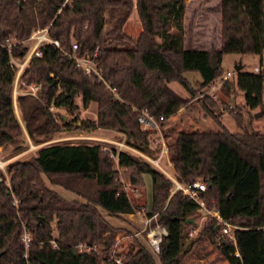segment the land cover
Returning <instances> with one entry per match:
<instances>
[{
  "label": "trees",
  "instance_id": "16d2710c",
  "mask_svg": "<svg viewBox=\"0 0 264 264\" xmlns=\"http://www.w3.org/2000/svg\"><path fill=\"white\" fill-rule=\"evenodd\" d=\"M135 7L142 22L136 37L124 30ZM185 12V0H0V144L17 140L23 131L13 105L16 65L11 55L22 59L29 48L27 42H18L10 53L3 43L12 34L23 39L35 28L48 26L60 46L46 42L43 54L32 56L24 67V81L41 82L38 95L18 94L29 135L42 141L59 127L49 106L75 110V88L85 107L97 101L98 117L89 124L116 127L126 133L129 144L157 155L161 144L150 136L152 129L140 125L136 108L147 107L164 128L174 113L198 105L221 128L176 131L167 140L169 157L180 182L207 180L199 195L206 206L240 226L235 239L222 233V222L214 215L196 238L186 239L194 223L187 218L200 202L181 188L173 190L172 177L141 154L114 148V158L97 141H56L41 145L30 158L9 162L10 183L0 179V264H28L18 210L33 234L28 252L32 264H184L183 255L204 236L218 241L228 264H264V132L247 126L240 110L236 119L243 129L230 130L222 123V112H216L222 100L199 95V89L205 91L224 74V52L264 54V0H221V43L213 48L186 45ZM107 13L115 18L110 27L105 26ZM74 41L79 54L97 49L94 58L103 79L69 55ZM190 70L200 72L198 88L185 75ZM172 80L197 97L196 104L177 93L169 84ZM221 89L228 96L243 91L248 108L262 106L264 70H235L223 79ZM145 173L152 177L148 215L157 213L152 224L163 223L167 232L158 258L140 243L118 263L110 257L117 227L103 210L111 215L135 211L122 175L141 186ZM43 174L82 198L65 197L46 185ZM12 190L20 195L19 208L12 202ZM104 234L108 238L99 249L78 250L80 241L93 243Z\"/></svg>",
  "mask_w": 264,
  "mask_h": 264
},
{
  "label": "rangeland",
  "instance_id": "374dc122",
  "mask_svg": "<svg viewBox=\"0 0 264 264\" xmlns=\"http://www.w3.org/2000/svg\"><path fill=\"white\" fill-rule=\"evenodd\" d=\"M185 1L186 45L189 46L192 44H196L198 45V47L207 46L209 48L219 46L221 43L222 28L221 0ZM116 12L117 11H115V13ZM107 16L108 20L105 23V26L110 27L115 18L112 14H108ZM124 30L135 37L142 30V22L136 8H134L129 18L125 22ZM196 38L198 41L194 42L193 40H196ZM24 42L28 43L29 50L32 45V40ZM22 59L16 58L17 62ZM261 60H263L262 62L264 63V54L261 55L259 53L224 52L222 56L221 67L225 71L224 74L227 70H236L235 65L237 63L243 64V70H254V67L256 65L261 64ZM13 64L16 65L13 86V105L14 110L21 122L23 131L17 140L0 144V179H3L5 182L10 183V172L8 170L9 162L16 159L30 158L37 153V149L41 145L56 141H97L102 144L105 150L109 151L110 155L112 153L117 155V152L114 149L116 148V150L126 149L133 153L141 154L146 158H148L147 155L156 156V153L150 155L129 144L126 141V133L116 127L102 125L93 126L89 124L90 121L96 120L98 117L97 101L92 100L89 105L85 107L82 103V95L76 89L73 97L79 104V106L75 110L70 111L65 106H55L54 104H51L49 108L52 111L59 127L55 130L50 131L46 139L42 141H36L29 135L18 101V94L20 92L30 93V84L33 82H26L22 78V72L26 64L21 71L19 70L20 68L18 63L14 61ZM224 74L213 81L215 83V88H213L211 85L205 91H201V89H199V95H203L204 93H206L210 94L213 98L222 100V102L220 101L218 107L216 108V112H222V123L230 130L239 131L243 129L236 119V114L242 112L241 114L243 115L247 126L264 132V105L257 106L255 108H248L245 104L244 92L241 90H237L235 96L226 95L221 89L223 79H225ZM185 75L190 79L194 87H199V79L201 78L199 71L190 70L187 71ZM169 84L180 95L191 98L190 103L196 104L197 97H192L191 93L178 80H172ZM36 95H38V92L36 93ZM139 108L141 107H138L136 109L139 110ZM181 110L174 113L169 118L164 128L158 123L154 127H145L140 122L139 123L143 128L153 130L150 133V136L155 137V143H158L156 140L158 136L161 135H164L166 140H172L175 136L176 131L180 129L221 128V126L217 122H215L211 116L205 114L198 105H195L193 108H182ZM239 110L240 112H237ZM257 112L259 113V115H256ZM66 121H68L70 124H67ZM167 129L169 130V135L164 134V131ZM160 153L161 151L158 154ZM162 154L163 155L160 159V164L166 170L165 171L163 169L164 172L170 178L171 176L175 177V169L174 165L173 168L171 167V164L173 162H171L170 160L169 153L164 152ZM146 176L147 184L145 183L141 186H133L129 182L130 178L122 175L126 190L135 205V211L130 213L111 215L107 211L103 210L105 217L110 221V223L117 227V233L114 242L111 245L110 257L114 259L118 257L122 261L121 263L125 261L127 252L131 249L137 248L140 243H143L145 246L149 247L154 255L158 258L157 251L152 248L149 242L148 232L150 229V224L146 223V218L149 216L148 211L152 208V178L150 173H147ZM43 178L46 185L59 191L65 197L82 198L77 193L66 189L63 185L53 183L46 174H43ZM207 209L213 210V208H209L204 203L203 208L198 209V211L192 215V217L194 218V223L188 226L189 233L186 236V239H189L190 237L196 238L202 227L210 221L209 216H212L213 214ZM52 224L53 233L57 234L55 221H53ZM107 238L108 236L104 234L97 240L98 249L102 244L101 241ZM183 263L228 264V261L220 254L218 241L204 236L195 243L191 252L183 255Z\"/></svg>",
  "mask_w": 264,
  "mask_h": 264
},
{
  "label": "built area",
  "instance_id": "2783aa9c",
  "mask_svg": "<svg viewBox=\"0 0 264 264\" xmlns=\"http://www.w3.org/2000/svg\"><path fill=\"white\" fill-rule=\"evenodd\" d=\"M68 1V0H67ZM30 41L32 40V45L30 47V49L28 50L27 54L25 55V57L18 61L16 60V57L14 55H11V62L13 63L14 61L16 63L19 64V70L21 71L24 67V65L27 63V61L35 55H42L43 54V49L42 46L48 42V41H52L55 44H57L58 46H60V41L57 38L52 37L49 32H48V26L45 27H37L35 28L32 33L26 37L25 39H18L13 35H10L7 37L6 41L3 43L9 50L10 53H12V49L13 46L21 41ZM78 42L74 41L72 44V48L68 51L69 55L74 57L77 61V63L81 66H83L85 68V70L87 72H95L101 79H103V75L100 69V66L98 64V62L95 60V56L97 55V49L91 53L89 50H86L83 54H79L78 53ZM255 71H261L264 70V63L256 65L254 67ZM235 72V70H227L226 73L224 74V77H229L231 76L233 73ZM212 87L215 88V83L212 82ZM41 87V82H33L30 84V88L31 90H29L30 93L36 94L38 92V90ZM139 115H138V121L144 125L145 127H154L157 125V121L154 117V115L149 111V109L147 107H141L139 108ZM158 143L161 144V153L156 155V156H149L147 155L148 159H150L152 162H154L156 165H158L159 167H161L162 169H164V167L160 164V159L162 158V153L164 152H168V143L167 140L165 139L164 135L158 136L157 140ZM111 156H113L114 158H117L116 154H111ZM165 170V169H164ZM166 171V170H165ZM172 179L174 180V189L177 188H181L183 190L184 193L190 194L194 199H196L197 201L200 202V206L198 207V209L203 208L204 206V201L201 199L200 195H199V191L200 190H204L206 188L207 185V180L203 177L201 178H196L194 181L190 182V183H182L180 182L176 177L171 176ZM12 197H13V204L19 208V204H20V195L15 193L12 190ZM209 212H211L214 216H216V218L222 222L221 225V229H222V233H228L231 238L235 239V229L240 227L238 224H235L227 219H224L223 216L218 212V210L213 209H207ZM18 218L22 224V234H21V239L24 242V246H25V250L23 252L24 257L27 258V262L28 264H32V262L28 259V252H29V246L30 243L32 241V231L29 228L28 225V221L26 219H24L21 216V212L20 210H18ZM153 218H157V213H155L153 216H148L146 218V223L150 224V229L148 232L149 235V242L152 246V248L155 251H159L160 249V240L162 238L163 233L167 232V228L166 226L159 222L156 221L154 224H152V219ZM41 243H43V241H41ZM52 245L53 246H57V242L55 239H52ZM97 241L93 242V243H88L87 241H80L77 244V248L78 250L82 251V250H90L92 248H97ZM237 255L239 254L238 251L235 252ZM115 260L119 263H121L122 261L116 257Z\"/></svg>",
  "mask_w": 264,
  "mask_h": 264
},
{
  "label": "water",
  "instance_id": "95a60500",
  "mask_svg": "<svg viewBox=\"0 0 264 264\" xmlns=\"http://www.w3.org/2000/svg\"><path fill=\"white\" fill-rule=\"evenodd\" d=\"M212 62H213V64H214L215 67L218 66V63H217V60H216V55L214 53L212 54ZM242 66H243L242 63H237L235 65V69L236 70H240L242 68ZM74 92H75V88L71 91L72 96H73ZM256 115H259V113L257 112ZM187 219L194 221V218L192 216L188 217ZM218 225L219 224H217V227H218Z\"/></svg>",
  "mask_w": 264,
  "mask_h": 264
},
{
  "label": "crops",
  "instance_id": "0c3cea01",
  "mask_svg": "<svg viewBox=\"0 0 264 264\" xmlns=\"http://www.w3.org/2000/svg\"><path fill=\"white\" fill-rule=\"evenodd\" d=\"M135 8H136V7H135ZM133 10H134V9H133ZM136 10H137V9H136ZM185 15H186V12H185ZM184 21H185V18H184ZM193 41H194V42H195V41L197 42L198 40H197V38H196V40L194 39ZM192 45L195 46V47H198V45H196V44H192ZM200 48H209V47L204 46V47H200ZM186 72H187V71H186ZM186 72H185V73H186ZM200 80H201V78L199 79V81H200ZM181 111H182V110H181ZM170 160H171V159H170ZM171 162H172V161H171ZM171 167L173 168V163L171 164ZM146 174H147V173H145L144 176H145V181H146V184H147V176H146ZM151 178H152V177H151ZM75 198H77V197H75ZM124 213H130V212H124ZM131 214H132V213H131Z\"/></svg>",
  "mask_w": 264,
  "mask_h": 264
}]
</instances>
